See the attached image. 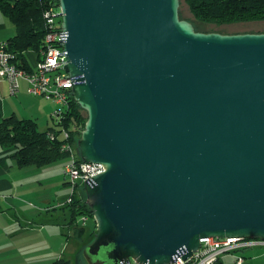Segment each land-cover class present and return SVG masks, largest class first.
Instances as JSON below:
<instances>
[{"label":"water","instance_id":"1","mask_svg":"<svg viewBox=\"0 0 264 264\" xmlns=\"http://www.w3.org/2000/svg\"><path fill=\"white\" fill-rule=\"evenodd\" d=\"M86 113L87 264H168L204 237L264 240V32L197 31L180 0H57Z\"/></svg>","mask_w":264,"mask_h":264},{"label":"trees","instance_id":"2","mask_svg":"<svg viewBox=\"0 0 264 264\" xmlns=\"http://www.w3.org/2000/svg\"><path fill=\"white\" fill-rule=\"evenodd\" d=\"M192 16L199 21H248L264 20V0H183ZM50 7L57 8V0H0V11L14 25L15 33L9 37L7 50L13 53L14 63L28 72L32 65L27 52H35L44 48L45 34L49 30L43 13ZM85 111L74 100L70 91L67 97V107L58 118L45 130L38 128V123L32 118H19L8 115L0 119V144L11 151L19 165H42L57 160L68 154L61 150V145L67 140L62 131L70 133V142L76 154V162L82 160L77 149V139L84 127ZM52 132L53 138L47 133ZM68 185V181H64ZM69 214L65 220L73 226L75 234L82 236L84 247L93 239L96 232L91 210L85 202V193L81 181L75 183L74 191L69 193L65 205L61 206ZM81 215L87 216V221L81 224L77 220ZM68 238V237H67ZM83 247V248H84ZM52 264H67L64 258H58ZM217 264H231L220 259Z\"/></svg>","mask_w":264,"mask_h":264},{"label":"crops","instance_id":"3","mask_svg":"<svg viewBox=\"0 0 264 264\" xmlns=\"http://www.w3.org/2000/svg\"><path fill=\"white\" fill-rule=\"evenodd\" d=\"M9 35L11 32L0 37V41L7 40ZM26 54L28 59L32 54L33 58L29 61L35 60V52ZM29 96L25 79L20 80L15 95L9 92L7 81L0 80V119L8 115L30 117L39 126L44 125L40 130L47 129L53 123V105H50L53 102L44 98L46 101L36 98L27 101ZM26 112L29 116H26ZM8 150L0 144V264H52L58 258L66 257L64 250L73 238V229L69 228L71 226L65 220L67 215L61 208L65 205L66 197L57 201L55 187L59 178L57 171L62 167L63 172L67 157H62L63 161L58 158L42 165H19L11 152L6 154ZM40 189L44 193L41 194ZM24 235L27 237L24 238ZM61 240L58 253L55 242ZM40 252H44L42 260L36 258ZM245 259L248 261L242 264H264V256L258 254L246 253Z\"/></svg>","mask_w":264,"mask_h":264},{"label":"built area","instance_id":"4","mask_svg":"<svg viewBox=\"0 0 264 264\" xmlns=\"http://www.w3.org/2000/svg\"><path fill=\"white\" fill-rule=\"evenodd\" d=\"M58 14L59 6L57 8L50 7L43 13L45 23L49 28L44 38L46 45L38 51L37 61L30 72L15 65L13 53L6 49L8 42L0 41V80L7 81L9 92L15 94L19 89V80L25 79L29 93L55 104L52 118H58L63 114L67 107L68 92L73 83V78L63 68L66 64L63 47L64 32ZM62 134L67 140L61 145V150L68 154L63 173L69 179L70 192H73L75 183L83 182V180L100 173L103 171V167L100 164L83 161L77 163L76 150L70 142V133L63 130ZM47 136L53 138V133L49 132ZM77 221L84 224L87 221V216L81 215ZM251 247H264V240L241 237H204L200 239L197 250L192 251L185 258L183 256L186 252L180 250L173 262L168 264H217L220 259L230 255H233L235 264H241L245 257L234 254ZM124 264L139 263L129 259Z\"/></svg>","mask_w":264,"mask_h":264},{"label":"rangeland","instance_id":"5","mask_svg":"<svg viewBox=\"0 0 264 264\" xmlns=\"http://www.w3.org/2000/svg\"><path fill=\"white\" fill-rule=\"evenodd\" d=\"M179 16L181 18L187 19L189 22H191L197 31L218 32V33H223V34L264 32V20H248V21H199V20H196L192 16V14L190 13L187 5L183 2V0H180ZM2 25H4V26H2ZM0 26H2V27H0V37H2L4 35L6 36L10 32H11V35H9V37L14 35V33H15L14 25L8 19V17L5 16L1 11H0ZM1 40L5 41L6 39H1ZM28 52H32V51H28ZM33 56H34V54H33ZM31 58H33L32 54L29 55V59H31ZM36 61H37V55H36V58L34 61L30 60L29 62L31 63L32 66H35ZM20 80H22V79H20ZM20 80H19V83H20ZM15 94H12V95H15ZM30 95L31 96L27 97V101H30L32 98L44 100L43 98H39V97H37L31 93H30ZM44 101H46V100H44ZM50 105H53V108H54L53 103H51ZM53 108L51 110V113L54 110ZM25 114H26V116H29L28 115L29 113L26 112ZM27 118H30V117H27ZM49 119H50V115H49ZM52 121L53 120H51V122ZM38 126H39V124H38ZM42 128H44V125L39 126V129H42ZM10 152L11 151H6V154H9ZM58 160L63 161V158L58 159ZM57 172H58L57 174L59 175V178L57 179L56 184H55L56 200L62 201L64 196L66 197V200H67V197L69 196V193H70V187H69V185L64 184V181H69V179L67 177H65L64 173L62 172V167L59 168ZM51 173H52V171H51ZM52 189H53V186L51 185V192H52ZM46 191H47V188H46ZM40 193L42 194V193H44V191L42 189H40ZM66 213H67V215H70L68 208L66 209ZM69 228L73 229V226H71ZM64 230H67V228H65ZM95 233H94V235H95ZM23 237L26 238L27 235H24ZM85 244L86 243L84 241V238L82 236L78 237L75 234L74 229H73V238L68 242V244L66 245V249L64 250V253L66 256L65 260L67 261V264H87L84 257H83V254H82V250H83V247ZM55 245L57 248V252L60 253L59 250H60V247L62 246V240L60 242H55ZM41 249L43 250V248H41ZM42 253H44V252H40L39 253L40 256L36 257L38 260L39 259L42 260V258H43ZM246 253H248L249 255H257L258 254V255L263 256L264 247L246 248V249H243L241 251H237L236 254H234V255L240 254V255L245 257ZM223 258H226L228 261H231L232 264H235L233 255L225 256ZM244 261H248V259L246 260L244 258Z\"/></svg>","mask_w":264,"mask_h":264}]
</instances>
